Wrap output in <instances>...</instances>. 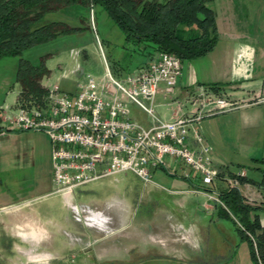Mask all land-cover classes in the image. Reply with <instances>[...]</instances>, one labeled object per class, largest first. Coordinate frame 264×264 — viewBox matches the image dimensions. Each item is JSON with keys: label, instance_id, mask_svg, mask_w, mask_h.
<instances>
[{"label": "rangeland", "instance_id": "1", "mask_svg": "<svg viewBox=\"0 0 264 264\" xmlns=\"http://www.w3.org/2000/svg\"><path fill=\"white\" fill-rule=\"evenodd\" d=\"M241 2L247 5L264 0ZM245 13L239 12V20L246 33L257 29L262 34L263 10L251 20L242 16ZM51 20L80 30L27 48L18 56L0 59V108L6 114L16 112L19 87L14 75L19 60L36 66L42 59L49 74L40 85L46 89L55 85L64 92L74 90L80 72L98 78L107 67L113 76L116 72L124 76L148 64L150 48L125 44L122 32L98 6L89 9L73 5L46 14L42 22ZM247 37L240 42L255 50L264 46L263 41ZM231 40L217 37L209 56L181 62V74L188 65L197 75L208 74L213 67L210 62L222 58L231 48ZM172 99H162L161 94L154 97V111L164 120L173 113L176 102L184 105L181 97L174 95ZM128 110L135 121L147 125L146 117L134 106H128ZM4 133L0 135V264H253L248 244L235 226L226 221L218 225L213 212L205 209V204L208 209L216 207L214 201L190 192L167 195L175 181L184 183L179 187L182 189H197L210 196L217 193L212 185H203L192 176L182 179L189 172L180 162L164 157L166 169L154 170L151 184L143 185L132 173L123 172L78 187L69 198H63L52 193L51 162L44 154V141L50 148L46 136L28 131ZM263 133L250 139L229 135L224 143L226 156L234 150L247 178L253 180L258 173L248 159L262 154ZM225 164L232 171L237 169L233 161ZM225 185L220 183L229 189ZM251 192L258 193L254 188ZM87 208L91 215L85 213ZM12 211L25 214L38 228L32 224L15 226L8 217ZM175 224L181 226V232L193 228L194 245L182 243L185 240L173 229ZM31 229L38 232L35 243L21 235ZM27 254L47 258L33 261Z\"/></svg>", "mask_w": 264, "mask_h": 264}, {"label": "built area", "instance_id": "2", "mask_svg": "<svg viewBox=\"0 0 264 264\" xmlns=\"http://www.w3.org/2000/svg\"><path fill=\"white\" fill-rule=\"evenodd\" d=\"M180 70L175 56L159 52L144 67L124 76H113L107 67L99 78L80 72L73 91L64 92L55 85L46 89L43 107L16 108L13 115L0 108V134L43 133L50 147L52 193L65 198L78 187L123 172L132 173L143 185L151 184L152 172L166 169L164 157L180 162L189 172L183 179L192 176L203 185H212L220 172L212 164L200 122L264 100L255 97L248 105L237 103L196 86L185 92L184 105L176 102L171 119L162 120L154 111V97L161 94L162 99L173 101ZM130 105L146 117V126L132 119ZM186 106L190 109H183ZM245 176L239 169L223 179L244 203L258 205L262 197L240 183ZM190 192L221 205L217 193ZM255 256L257 264H262Z\"/></svg>", "mask_w": 264, "mask_h": 264}, {"label": "trees", "instance_id": "3", "mask_svg": "<svg viewBox=\"0 0 264 264\" xmlns=\"http://www.w3.org/2000/svg\"><path fill=\"white\" fill-rule=\"evenodd\" d=\"M73 5L100 7L122 32L125 44L149 47L148 54H171L180 63L207 55L217 40L214 16L204 0H0V59L79 31L63 22H42L46 14ZM48 74L42 59L36 66L18 61L16 108L44 106L47 90L40 81ZM217 86L209 85L212 91ZM240 183L254 188L262 202L248 205L234 189H219L217 199L222 206L217 204V211L247 242L253 264H257L255 255L264 264V168L257 180L245 176Z\"/></svg>", "mask_w": 264, "mask_h": 264}, {"label": "crops", "instance_id": "4", "mask_svg": "<svg viewBox=\"0 0 264 264\" xmlns=\"http://www.w3.org/2000/svg\"><path fill=\"white\" fill-rule=\"evenodd\" d=\"M204 2L213 13L217 37L219 38L221 36L232 38V46L222 55L223 62H221L222 58L219 59L220 61L218 60L210 62L213 67L210 72H208V74L200 73L197 75L190 65H188L184 73L181 74L180 70V76L177 79L174 91L175 95L184 99L185 92L193 90L196 86H202L210 89L209 85L216 84L218 86L216 90H213V92L228 99L229 101L245 103L248 105L247 102L254 99L255 97H260L264 100V46H260L255 50L253 46L240 42L239 40L248 36V40L264 42V29L261 31L262 34H260L257 29L246 33L245 28L241 25L242 23L239 20L241 15L239 12L241 11L246 12L242 16H245L251 20L254 16L258 15L259 11L263 10L262 15L264 18V2H260L258 4L247 3V5L242 4L241 0H204ZM64 9H61L57 12H60ZM55 21L56 20H51L48 22ZM211 52L205 56H209ZM154 55V53L148 54V62L154 57ZM115 76L120 77L121 74L116 72ZM219 78L222 80H218ZM158 117L164 120L163 117L159 115ZM171 117L172 114L167 120L171 119ZM199 131L205 143L210 147V157L213 166L220 172L219 177H217V179L212 183L210 188L214 189L215 191L224 189L225 187L220 186V183L225 184L223 178L232 176V174H234L237 170L243 169L239 164L241 162L238 160L237 154H234V150L231 152V154L226 156L225 151H223L224 143H226L228 137H230L229 135H235V137L243 135L250 139L251 135L264 132V102L255 105L243 106L211 118L203 119L200 122ZM4 134L5 133H1L0 135ZM44 154L45 157L50 160V148L48 149V145L45 141ZM239 159H241V157ZM248 160H250V162L253 164V167L251 168L257 171L259 178L261 170L264 168V145L262 154L259 156H252V158H249ZM232 161L235 163V165H237V169H235V171H232L231 168L225 164L232 163ZM181 185L183 186L184 183L175 181L173 183V189L167 192V195L174 197L177 195L187 194L191 191L185 188H179ZM204 206L205 209L211 210L213 215L216 216L218 225H221L220 222L223 221L232 224L230 220L222 217V215L217 211L216 207H211V209H208L210 207L209 205L205 204ZM87 210L88 211L85 213L87 215H91L92 211H89V208H87ZM8 217L10 220H13L15 226H22L25 224H32L36 226L32 220L29 219V217H26L25 214L19 211H12L8 213ZM180 228L181 226L179 224H175L173 226L175 232H178L179 235H182L181 240H185L182 243H186V245L190 246L194 245L196 239L195 235L193 234V228L190 226L188 230L183 229L182 232L178 231ZM21 235L24 238H28L32 243H35L38 240V232L33 229L27 232H22ZM174 242L178 241L176 240ZM182 243L181 241L178 242L179 245H183ZM27 255L29 256L30 260L33 261H42L47 258L46 255Z\"/></svg>", "mask_w": 264, "mask_h": 264}, {"label": "bare ground", "instance_id": "5", "mask_svg": "<svg viewBox=\"0 0 264 264\" xmlns=\"http://www.w3.org/2000/svg\"><path fill=\"white\" fill-rule=\"evenodd\" d=\"M95 215H96V214H95ZM95 215H94V216H95ZM34 237H35V236H34ZM34 241H35V240H34Z\"/></svg>", "mask_w": 264, "mask_h": 264}]
</instances>
